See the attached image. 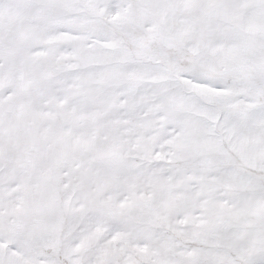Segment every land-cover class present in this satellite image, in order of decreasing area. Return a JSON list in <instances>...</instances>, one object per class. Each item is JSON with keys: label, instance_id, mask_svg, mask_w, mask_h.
<instances>
[{"label": "snow or ice", "instance_id": "6c2138e0", "mask_svg": "<svg viewBox=\"0 0 264 264\" xmlns=\"http://www.w3.org/2000/svg\"><path fill=\"white\" fill-rule=\"evenodd\" d=\"M0 264H264V0H0Z\"/></svg>", "mask_w": 264, "mask_h": 264}]
</instances>
